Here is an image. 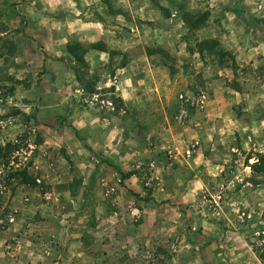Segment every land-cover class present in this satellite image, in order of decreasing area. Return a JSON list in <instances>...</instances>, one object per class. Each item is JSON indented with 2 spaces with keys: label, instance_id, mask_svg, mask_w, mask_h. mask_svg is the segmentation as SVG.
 I'll return each instance as SVG.
<instances>
[{
  "label": "rangeland",
  "instance_id": "1",
  "mask_svg": "<svg viewBox=\"0 0 264 264\" xmlns=\"http://www.w3.org/2000/svg\"><path fill=\"white\" fill-rule=\"evenodd\" d=\"M76 2L79 9L71 1L0 0V166L19 165L11 167L9 193L17 182L36 188L33 201L56 205L59 212L52 213L65 234L83 218L77 232L84 244L75 251L89 259L81 255L66 264H264V174L253 175L245 165L248 154H264V137L261 147L236 151L241 139L219 134L214 148V125L187 131L192 118L206 120L203 112L189 109V121H177L180 95L206 92L211 98L218 83L246 95L233 106L234 115L264 119V54L241 67L231 52L224 58L191 52L206 39L200 31L214 25L234 44H264V0ZM117 16L125 52L97 59L92 69L86 61L94 92L86 91L67 51L82 43L70 32L74 19L109 26ZM197 19L205 21L192 28ZM153 42L166 69L151 77L139 66L133 84L127 74L120 82L118 70L128 57ZM181 43L189 53L178 49ZM96 44L105 45L82 43L87 50ZM118 86L135 98L123 102ZM193 143L198 146L188 156ZM201 149L220 167L194 164L199 173L178 159L190 160ZM118 169L134 173L127 184ZM200 176L205 187L194 201L170 205ZM124 189L132 198L122 209L115 199ZM54 240L48 238L52 247Z\"/></svg>",
  "mask_w": 264,
  "mask_h": 264
},
{
  "label": "crops",
  "instance_id": "2",
  "mask_svg": "<svg viewBox=\"0 0 264 264\" xmlns=\"http://www.w3.org/2000/svg\"><path fill=\"white\" fill-rule=\"evenodd\" d=\"M36 1L39 3L44 0ZM58 1L60 3H68L71 1L76 5L77 9H79L76 0ZM74 20V29L70 32L75 33L77 37H82L80 38V42L84 44H94L102 41L106 45V50L88 49L85 59L91 69L100 65L97 59L103 58L109 60L111 57H117L119 56V53L125 52L124 40L126 37H124L120 30L124 24L121 22L119 23V16H117L116 22L109 26L101 19L83 21L80 18H75ZM200 32H202L203 35H206V39L204 40L218 38L221 48L226 52H231L235 56L237 64L241 67L249 65L251 62H256L258 57L261 54H264V44H234L229 39V34H223L224 31L219 26L214 25V27L204 28ZM171 34L172 37H174V33L172 32ZM139 35H141L140 32H138V36ZM154 46L153 42L151 43V46H148L149 48H144L143 54L140 53L139 55L128 57L127 62L121 66L120 70H118V78H120V82L127 74L132 79L129 80L130 83L133 84V80L135 81L134 75L139 74V66L142 67L145 65L148 67V74L151 77L156 76L157 70L162 72V69H166V63L161 64L159 63V59L156 58L159 50H156ZM187 46L186 43H181V45L178 46V49L180 48L181 51H186L187 53L189 51ZM165 48L168 51L170 50V47L168 46ZM174 51L176 50L174 49L170 52ZM191 52L196 55L199 54L196 51ZM205 78H207V75H205ZM217 87L218 88L215 90V93L211 98L208 95L209 103L207 109L202 113V115L206 117V120L203 119L202 121H197L196 117L198 116L192 118L187 128L188 133L198 134V132L201 133L202 130H205L206 127L214 125V131H212L214 148L217 145L216 139L220 137L219 134H234L235 139L239 137L241 142L239 144L240 146H235L234 150L236 151H239L241 148L242 150H251L249 148H253V146L261 147L262 143L258 142L262 141L261 137H264V119H260L257 114L251 116L245 114L240 117L234 115L232 110L233 106L246 100V95L241 94L230 87L224 88V86L219 85V83ZM117 89L120 91L118 97L123 102L127 103L135 98V93L130 90H124V88L120 86H118ZM197 115L199 114L197 113ZM76 129L78 132L80 131L78 126ZM83 142L87 141L83 140ZM182 148L183 147H181V149ZM203 155L201 149L190 160H183L179 157L178 159L184 166L188 164L191 166V170L198 171L199 173H202L199 171L200 167L194 164H210L213 167H220L216 165L215 162H218L216 159L213 157L207 158ZM238 162L239 161H236V163ZM213 167L206 168L209 169L206 170V172H211L210 170L213 169ZM246 169L251 168L246 166ZM203 176L198 177L194 181V184L187 188V191L179 202H170V205L175 206L180 203L183 204L184 202L194 201L195 197L199 194V190L205 187V182L202 179ZM124 183L127 184L126 181H124ZM37 193L36 188L27 186L24 183L17 182L15 184L13 183L11 186V191L5 201V208L17 212L16 222L7 230L0 233V264H66V259H69L70 262H77V260L82 257L81 255H83L85 260H87V258L89 259L88 255L78 254L75 251L78 245L84 244L82 243L81 232L79 234L77 232L78 229H81V226L78 227L77 224H81L80 219L83 218L79 217L74 221L72 224V230L65 234L64 230H60V221H58L59 217L56 216L55 213H52L55 209L56 212H59L56 205H53L51 202L41 204L35 203L33 197L34 195H37ZM51 195V193L47 194L46 198H51ZM152 197L156 198L154 202H160L159 197H156V195H153ZM131 198L132 197L128 196L127 191L124 189L119 192L115 201L118 206L124 209L125 205ZM23 200L26 202L24 203ZM84 218H86V215ZM83 227L84 231L82 232H86V225L84 224ZM39 236H41L42 239H38ZM51 236L55 238L54 242L56 244L58 243L60 247L55 246L56 244L52 247V245L49 244L48 238Z\"/></svg>",
  "mask_w": 264,
  "mask_h": 264
},
{
  "label": "trees",
  "instance_id": "3",
  "mask_svg": "<svg viewBox=\"0 0 264 264\" xmlns=\"http://www.w3.org/2000/svg\"><path fill=\"white\" fill-rule=\"evenodd\" d=\"M204 21L205 20L197 19V21H194V25L192 26V28L199 29L200 25ZM219 47H220V43L216 40H203L198 43V53H200L201 55H204V53L206 52L208 53L217 52L216 54H219V56L223 58L226 56H231L230 55L231 53L224 51L222 48H220L219 51H216L218 50ZM91 49L106 50L107 48L103 44H96V45H93ZM67 51L75 59V62L79 64L80 66V67L79 66L73 67L77 81L80 83L81 86L85 88L86 91L90 90V92H94V88L90 84V81L87 79V73L85 71L88 68V65L85 59V56L88 50L84 47V45H82V43L77 42L75 44H69L67 46ZM82 68L84 71H82ZM253 158H256L255 162L250 163V161ZM245 165L251 168L253 175L264 174V154L260 153V154H257L256 156L253 153L248 154L246 156ZM118 171L120 170L118 169ZM133 174H134L133 172H128V173L121 172V182L123 183L126 179L133 176ZM145 200L147 202L150 201L149 198Z\"/></svg>",
  "mask_w": 264,
  "mask_h": 264
},
{
  "label": "built area",
  "instance_id": "4",
  "mask_svg": "<svg viewBox=\"0 0 264 264\" xmlns=\"http://www.w3.org/2000/svg\"><path fill=\"white\" fill-rule=\"evenodd\" d=\"M180 103L181 108L177 115L178 123L185 125L189 121V109H194L199 112H204L207 109L209 103V96L206 92H202L197 96L182 94L180 95ZM198 143L191 144L187 149L188 156H191L196 148ZM19 166L15 165V162H11L10 165H2L0 166V233L7 230L10 226L14 225L16 222V214L15 210H7L4 207V202L9 193V174L11 167Z\"/></svg>",
  "mask_w": 264,
  "mask_h": 264
}]
</instances>
